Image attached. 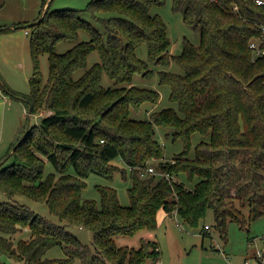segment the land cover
<instances>
[{"label": "trees", "instance_id": "trees-1", "mask_svg": "<svg viewBox=\"0 0 264 264\" xmlns=\"http://www.w3.org/2000/svg\"><path fill=\"white\" fill-rule=\"evenodd\" d=\"M166 1L89 0L84 8L59 9L50 3L44 12L48 0H42L40 15L27 24L32 26L34 72L26 96L32 113L48 112L30 125L11 153L12 162L0 165V189L9 198L24 193L46 201L61 221L91 230L93 241L82 242L66 225L24 204L0 201V264H149L159 259L156 239L141 237L135 247L116 238L156 230L160 208L192 226L213 209L223 231L229 220L243 219L238 218L237 199L253 206L251 218L263 211L264 55L254 58L250 41L262 34L264 3L171 0L184 21L200 32L199 43L185 37L181 53L173 54L166 22L151 12L152 6ZM83 10L103 29L83 18ZM0 27L2 31L12 25ZM83 29L90 33L88 39L56 50L62 41L78 39ZM144 44L147 58L138 53ZM93 51L100 60L89 64ZM42 54H48V77L40 68ZM172 59L184 72L160 69L159 81L170 84L177 108L133 116L148 112L160 99L159 90L133 83L134 76L151 77L155 69L149 62L167 65ZM79 69L83 72L76 76ZM104 75L113 83L105 85ZM2 83L0 79V91L19 94ZM158 127L182 141L178 161L163 159ZM196 132L207 138L196 142L189 157ZM115 158L133 167L130 203L122 204L117 189L106 184L98 186L100 205L84 198L91 172L109 178L116 170L126 174ZM47 160L58 173H46ZM152 160L171 175L185 174L193 185L141 175L140 168ZM25 227L30 235L18 237ZM55 246L63 255H48Z\"/></svg>", "mask_w": 264, "mask_h": 264}, {"label": "rangeland", "instance_id": "rangeland-1", "mask_svg": "<svg viewBox=\"0 0 264 264\" xmlns=\"http://www.w3.org/2000/svg\"><path fill=\"white\" fill-rule=\"evenodd\" d=\"M49 1V0H48ZM89 0H52L51 8H84ZM47 4V3H46ZM42 8V0H0V26L12 25V28L0 31V78L7 87L19 92L18 96L9 94L4 89L0 91V162L10 153L14 145L20 137H23L28 119L30 123H38L40 116L46 114L48 109L38 113H32L29 116V106L26 103V95L30 93V82L34 72V65L30 46V37L32 26L27 25L33 22L39 15ZM152 13H158L167 24V34L170 37L171 53L179 54L183 50L184 38L187 37L194 43H199L200 32L193 29L184 21L183 12L175 10L171 0H167L162 5H154L151 8ZM106 13V12H105ZM81 16L94 22L98 27L103 29L102 24L93 20L90 14L85 10ZM27 25V26H22ZM27 30V31H26ZM90 33L87 30H81L78 39L64 40L58 44L56 50L63 52L73 46L80 40L88 39ZM139 55L147 58V49L145 44L138 51ZM100 60L97 51H93L89 56V64H93ZM40 68L45 77L49 75V59L48 54L40 56ZM150 67L155 69L151 77L136 74L133 83L156 88L160 92V99L146 112H133V116L144 118L153 110L163 107H175L177 103L171 100V86L168 83H160L159 70L165 69L173 72L183 73L184 68L176 60L172 59L167 65H159L149 62ZM83 70L79 69L75 74L79 76ZM103 83L109 85L113 80L104 75ZM5 99V102L3 101ZM4 102V103H3ZM30 124V125H31ZM158 138L164 146V160L178 161L183 144L180 139L173 140L167 137L163 128L157 129ZM202 136L199 132L193 134L192 151L189 157L194 155V146ZM13 147L11 148V146ZM176 159V160H175ZM13 156H9L3 163L4 166L10 164ZM121 167L126 169V174L121 170H116L114 176L109 178L100 173L91 172L86 177V186L82 191L84 198L94 199L99 205L101 204V195L98 186L100 184L111 185L117 189L119 200L122 204H129L130 197L128 188L132 185L130 176V166L120 158L113 160ZM158 160L150 161L156 165ZM149 162V164H150ZM74 171V168H70ZM57 172L54 164L47 160L46 173ZM176 181L184 180L188 185L193 182L186 178L185 174L175 176ZM12 201L24 204L35 212L44 215L58 223L66 225L67 229L76 234L84 243L92 244L91 230L82 228L78 225H70L63 222L59 217L52 213L46 201H38L21 193L9 198L8 195L0 189V201ZM239 209L238 218H233L227 223L226 231L220 229L216 224V215L213 209H210L206 217L197 226H192L183 221L178 215H169L164 208H160L157 213L158 227L149 233L137 232L133 235H119L116 239L119 244H127L139 247L141 237L156 239L160 246L159 261L160 264H244L245 259H251L254 264L255 246L250 245V238L260 236L264 233V208L263 211L257 213L254 218L250 217L249 211L253 207L249 201L246 203L236 200ZM210 224V228H206L205 224ZM30 228L25 227L18 237H27L30 235ZM20 233V232H19ZM258 245H262L260 242ZM48 255H63V250L59 246H55L49 250ZM152 261L149 262V264ZM76 264H79L77 262Z\"/></svg>", "mask_w": 264, "mask_h": 264}, {"label": "built area", "instance_id": "built-area-1", "mask_svg": "<svg viewBox=\"0 0 264 264\" xmlns=\"http://www.w3.org/2000/svg\"><path fill=\"white\" fill-rule=\"evenodd\" d=\"M258 3H264V0H257ZM237 8V5L235 6ZM262 34L259 38H253L250 41V46L254 51V58L259 55H264V24L260 25ZM130 169L133 167L130 166ZM141 175L145 176L148 174H155L157 176H163L168 179H172L173 175H171L167 170L157 168L154 164H148L144 168H140ZM206 228H210V224L205 225ZM262 243L263 246L258 245ZM250 245L255 246V250L253 252L254 255V264H264V233L260 236H253L250 238ZM150 264H160L159 259L152 261ZM244 264H252L251 259L247 258L244 261Z\"/></svg>", "mask_w": 264, "mask_h": 264}, {"label": "water", "instance_id": "water-1", "mask_svg": "<svg viewBox=\"0 0 264 264\" xmlns=\"http://www.w3.org/2000/svg\"><path fill=\"white\" fill-rule=\"evenodd\" d=\"M52 0H49L47 2V4L45 5V9H44V12L48 11L49 10V7H50V3H51ZM2 28V27H0ZM1 79V78H0ZM4 84V82L2 83ZM15 96H18L17 94H15ZM25 101H27L29 103V116L32 114V105L30 103V100L28 98L25 99ZM30 118L28 119V122H27V127H26V131L23 135V137H21L18 142L14 145V147L12 148V150L10 151V153L3 159V161L0 162V165L11 155L13 149H15L24 139L25 137L27 136L28 132H29V128H30Z\"/></svg>", "mask_w": 264, "mask_h": 264}, {"label": "crops", "instance_id": "crops-1", "mask_svg": "<svg viewBox=\"0 0 264 264\" xmlns=\"http://www.w3.org/2000/svg\"><path fill=\"white\" fill-rule=\"evenodd\" d=\"M41 9H42V8H41ZM40 11H41V10H40ZM0 25H1V24H0ZM26 31H27V30H26ZM9 94H10V93H9ZM11 95H12V94H11ZM3 101L5 102V99H4ZM4 102H3V103H4ZM149 234L151 235L152 233H151V232H149Z\"/></svg>", "mask_w": 264, "mask_h": 264}]
</instances>
